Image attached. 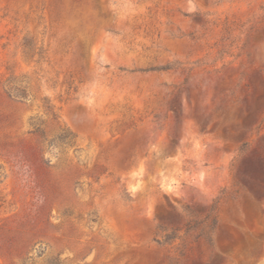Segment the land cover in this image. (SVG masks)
I'll return each mask as SVG.
<instances>
[{
  "label": "rangeland",
  "instance_id": "rangeland-1",
  "mask_svg": "<svg viewBox=\"0 0 264 264\" xmlns=\"http://www.w3.org/2000/svg\"><path fill=\"white\" fill-rule=\"evenodd\" d=\"M0 264H264V0H0Z\"/></svg>",
  "mask_w": 264,
  "mask_h": 264
},
{
  "label": "trees",
  "instance_id": "trees-1",
  "mask_svg": "<svg viewBox=\"0 0 264 264\" xmlns=\"http://www.w3.org/2000/svg\"><path fill=\"white\" fill-rule=\"evenodd\" d=\"M10 90H15L18 94L17 97H21V98H24L25 95H26V92L24 89H21V88H12V86H10L9 88ZM204 222H193V223H190L187 227V232H190V231H194V230H197L201 227V225L203 224ZM215 222L213 224V226L215 227ZM199 237L201 235H206V232H205V228H200V232H199Z\"/></svg>",
  "mask_w": 264,
  "mask_h": 264
}]
</instances>
